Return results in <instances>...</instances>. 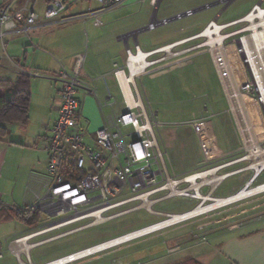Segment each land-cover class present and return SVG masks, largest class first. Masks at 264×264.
Masks as SVG:
<instances>
[{"label": "rangeland", "instance_id": "rangeland-1", "mask_svg": "<svg viewBox=\"0 0 264 264\" xmlns=\"http://www.w3.org/2000/svg\"><path fill=\"white\" fill-rule=\"evenodd\" d=\"M195 1L204 0H171L170 2L175 5V8H181L183 5ZM211 1L213 0H205L204 2ZM258 2L264 6V0L235 1L217 18V23L223 25L233 20L244 18ZM91 4L95 5L94 2ZM217 9L216 7L210 11L199 12L195 14V17H189L181 25L183 30L180 29L179 32L173 33V38H179L178 40H180L199 34L210 21H213L215 17L213 14L217 12ZM109 13L108 17L113 16L116 14V10ZM195 22L201 23L195 24ZM248 26L249 23L247 21H241L224 28L222 33L237 32L226 39L224 45L235 78L243 93L244 103L252 126L255 128L254 131L259 142L264 146L263 105L259 100L249 68L246 63H243L242 53L238 52V40L250 34ZM204 41L203 37H199L175 46L172 48V52L176 55L169 58L166 57L167 53L164 51L153 54L147 60L149 62H157L148 67L146 73L136 80V85L147 109L154 114L157 121L161 122L156 130L157 137L164 151L167 168L175 179L210 170L217 166L220 167L245 156V151L240 143L211 64L207 47L182 52ZM140 45L143 49L146 48L142 43ZM131 46L133 47V45ZM121 51H124L123 48ZM119 59L121 60V56ZM123 73L125 75L127 73L126 66ZM247 84H249V88L246 89L244 87ZM113 87V91L117 93L116 88ZM39 93L37 88L33 94L34 102H36ZM122 94L125 99L132 103L128 90H123ZM100 111L102 114H109L108 109L100 108ZM36 123L37 121L32 118L29 126L33 128ZM126 131L128 135H131L129 127L126 128ZM250 163V160H243L219 168L216 171L217 174L236 173L218 186L219 188L215 190L213 197L226 196L223 189L227 187L235 190L247 183L264 181V168H262L264 164L252 169L255 171L263 170L261 172H252L251 169L243 170ZM29 165V156L26 153L17 151V153H8L6 155L5 164L0 167V193H2L1 201L4 204H13L15 207L23 205V195L29 192L27 189L28 176L31 170ZM187 187L188 184L180 186V188ZM208 189L209 186H204L202 193H207ZM198 203L199 200L194 193L189 192L179 196L176 200H168L157 206V208L169 214H181L192 209ZM134 204H127L120 209H127ZM263 216L264 192L229 206L205 212L192 219L132 239L69 264H102L103 260L101 257L108 256V252H115L119 248L127 247L150 236L167 231L175 234L174 246L181 245L185 247L199 244L206 242L207 235L226 225L232 223L250 224V222H256L253 220H259ZM53 221L55 220H45V217H43L38 224L28 227L27 235L46 229L48 224ZM90 221L82 220L48 231L30 239L28 243H35L69 232L74 228L87 225ZM161 221L162 218L150 216L145 211H136L100 225L75 231L72 234L36 247L29 254L30 259L34 264H39L41 261L43 262L41 264H44ZM251 226L254 225L251 224ZM161 238L165 239L164 237ZM61 254L64 255L59 256ZM22 259L25 260L24 257Z\"/></svg>", "mask_w": 264, "mask_h": 264}, {"label": "crops", "instance_id": "crops-1", "mask_svg": "<svg viewBox=\"0 0 264 264\" xmlns=\"http://www.w3.org/2000/svg\"><path fill=\"white\" fill-rule=\"evenodd\" d=\"M170 1L124 0L122 6L116 9V14L108 17L109 12L103 13L101 25H97L91 18L64 24L59 23L58 19H45L43 16L44 0H0V6L4 2H12L10 13L20 10L27 3L28 6L41 14L40 20L26 34L19 32L2 33L0 27V95H4L22 78L26 79L30 90L28 120L24 124H6L4 126L5 132L0 134V167L5 164V157L8 153L19 151L29 156L31 168L27 181L29 192L23 195L22 206L15 207L13 204H4L1 201L2 193H0V203L8 214L5 215L6 218L3 215L0 216V264H20L6 249L9 242L27 236L28 233V227L17 221L15 213L25 205L36 202L44 193L46 152L41 144L50 136L51 128L58 115L61 91V83L57 80L58 72L62 68L71 70L74 65V55L85 51V64L81 69L80 78L90 82V78L95 75L105 76L103 81L96 82L97 96L84 89L78 91L80 100L78 120L84 131L85 141L88 144H93L95 132L109 120V114L101 113L99 100L104 97V86H113V78L110 73L114 67L126 65L125 50L133 48L137 44L142 51L150 52L167 45L178 44L183 41V43L188 42L190 40L186 39L194 36L178 40L179 38H173V33L179 32L180 29L183 30L181 25L189 17H195L197 13L154 27L138 34L135 38L123 37L128 32L146 26L151 21L154 11L156 20H162L205 3V0L195 1L183 5L181 8H175V5ZM91 3L93 2L82 0L79 4L72 6L65 13V16L82 14L88 8L97 9L99 7L97 3L94 6ZM212 9L215 8L207 11ZM110 12H115V10ZM213 15L218 18L220 13L217 11ZM23 18L24 14L21 13L20 19L16 20L18 28L22 26ZM199 23L201 22H195V24ZM140 43L146 48L143 49ZM122 48L123 52L121 51ZM120 56L121 60L119 59ZM144 73L146 71L138 75L135 82ZM117 81L121 93L123 90H128L130 93L132 87L128 82L127 73L125 75L121 70L117 75ZM37 88L38 93L39 90L41 91L37 95L36 102H34L33 94ZM139 96L144 105L140 92ZM32 118L37 121L33 128L29 126ZM235 130L237 132L236 127ZM238 137L242 145L239 134ZM252 169V172L263 171ZM261 184H264V181L247 183L235 190L231 187L224 189L220 187L223 189L224 195L226 194L224 197H228ZM231 190L233 191L231 192ZM255 195L257 194L249 197ZM253 221L256 222L226 225L207 235L206 242L185 247L174 246V232L167 231L155 234L127 247L119 248L115 252H108V256L101 257L102 264H264V216ZM160 237L165 239L161 238V240ZM33 249L29 250V254ZM62 255L64 254L59 256ZM41 263L43 262L41 261Z\"/></svg>", "mask_w": 264, "mask_h": 264}, {"label": "built area", "instance_id": "built-area-1", "mask_svg": "<svg viewBox=\"0 0 264 264\" xmlns=\"http://www.w3.org/2000/svg\"><path fill=\"white\" fill-rule=\"evenodd\" d=\"M80 1L82 0H44L43 16L48 20L58 19L62 24L91 18L95 24L101 25L102 14L120 8L124 2V0H87L97 3L99 7L88 8L82 14L65 16V13ZM258 5L264 10L262 3ZM11 6L12 2H4L0 6L2 33L26 34L41 18V14L27 3L20 10L12 13H10ZM255 7L257 4L245 17L254 13ZM21 13L24 14V20L22 26L18 28L16 20L20 19ZM242 19L223 25L229 27L241 22ZM236 33L227 34L224 41ZM140 50L137 44L133 48H127L125 50L127 59ZM157 50L159 49L146 52L149 54L147 58L157 53ZM238 52L241 54L240 48ZM85 58V51L76 53L72 69L62 68L58 72L57 80L61 83L58 115L50 136L41 144L46 152L44 193L36 202L25 207L37 209L45 220H55L48 224L46 229L30 234L34 237L82 220L91 221L69 232L31 243L37 244L35 247L89 228L95 220H101L97 224L100 225L136 211L142 210L150 216L166 220L173 214L166 213L157 206L178 198L172 196V189H186L180 188L183 184L178 183L185 177L175 179L167 168L164 151L156 132L161 122L155 119L145 103L144 107L137 100L128 107L119 90L117 75L126 65L115 66L110 73L117 93L113 91V86L105 85L104 97L99 100V107L109 110V120L95 132L93 144L85 141V134L78 120L80 106L78 91L84 89L97 96L96 82L105 79L103 75L91 77L90 82L80 78ZM243 63H246L244 58ZM244 88H249V84ZM128 127L131 129V135L126 131ZM131 203L135 204L127 209H120ZM19 239L21 238L9 242L7 250L18 263L34 264L20 252L21 244L17 243ZM11 245H14L17 255ZM23 257L25 260L22 259ZM68 259L61 262V258H58L57 261L58 264H69L80 260L73 259L70 254ZM44 264H53V261Z\"/></svg>", "mask_w": 264, "mask_h": 264}, {"label": "bare ground", "instance_id": "bare-ground-1", "mask_svg": "<svg viewBox=\"0 0 264 264\" xmlns=\"http://www.w3.org/2000/svg\"><path fill=\"white\" fill-rule=\"evenodd\" d=\"M264 10L257 4L255 7V12L244 17L242 21H247L249 23L248 30H250V34L241 37L239 41V48L242 53L243 58L246 61V64L251 73L256 92L258 94L259 100L263 105L264 110ZM228 27V25H221L216 23L215 21H210L199 35L189 38L187 40H192L195 38L203 37L205 41L197 46H194L190 49L183 50L182 52H188L189 50L197 49L200 47H207V52L209 58L212 62L213 68L217 75L218 83L220 84L221 91L225 97L226 104L228 107V111L232 117V120L235 124L237 132L242 141L243 150L245 151V156L237 161L241 160H250L251 163L244 168L243 170L255 168L264 164V146L261 145L259 139L254 131L252 126V122L250 120L249 114L246 109V105L243 99V93L238 85V82L235 78L234 72L232 70L230 61L228 59L224 39L228 36L227 34L222 33L224 28ZM184 42V41H183ZM180 42L178 44H181ZM172 44L162 47L157 50L164 51L167 53L166 57H172L176 54L172 52V48L175 45ZM181 52V53H182ZM149 54L146 51L140 50L137 54L133 53L129 56L126 61L127 68V77L132 90L130 91V96L132 98V103L125 99L128 107H131L135 102H138L143 105V102L139 96V92L137 89V85L135 82V78L141 73L145 72L148 67H150L155 62H149L147 60V56ZM121 91V90H120ZM137 97V99H136ZM227 163L220 167H216L210 170L193 173L189 176H186L182 181H179V184H188V187L183 189H172V196L179 197L187 192H193L195 196L198 198L199 203L195 205L192 209L181 213V214H173L169 216L166 220H162L161 222L155 223L148 227H144L142 229L129 232L125 235L107 240L103 243L97 244L95 246L84 249L83 251H78L76 253L70 254L73 256V259H82L87 256L94 255L103 250H107L111 247L120 245L132 239L144 236L148 233H152L159 229H163L165 227L177 224L179 222L194 218L199 216L205 212L215 210L219 207L225 206L229 203L241 200L243 198L249 197L254 194H258L264 191V184L259 186L247 189L245 191L236 193L234 195L219 198L213 197L214 190L230 175L236 172H228L224 174H217L216 171L226 165L231 163ZM204 186H209L207 193H202V188ZM101 220H95L93 225H97ZM36 236V235H35ZM32 235L22 237L17 241V243L21 244L20 252L26 256V258L30 259L29 250L34 248L37 244H29L28 240L31 239ZM16 244V243H14ZM14 245H11L13 252L15 255L18 254L17 251L14 250ZM68 256L61 257V262L68 261ZM59 261L53 260V264H58Z\"/></svg>", "mask_w": 264, "mask_h": 264}, {"label": "trees", "instance_id": "trees-1", "mask_svg": "<svg viewBox=\"0 0 264 264\" xmlns=\"http://www.w3.org/2000/svg\"><path fill=\"white\" fill-rule=\"evenodd\" d=\"M30 103V90L25 78L0 95V134L5 132V125L11 123H25L28 120ZM0 203V216L8 215ZM41 214L37 209L27 206L17 210L15 218L18 222L31 227L38 224ZM6 218V217H5Z\"/></svg>", "mask_w": 264, "mask_h": 264}, {"label": "water", "instance_id": "water-1", "mask_svg": "<svg viewBox=\"0 0 264 264\" xmlns=\"http://www.w3.org/2000/svg\"><path fill=\"white\" fill-rule=\"evenodd\" d=\"M234 1L235 0H215V1L209 2L207 4H204V5L198 6L196 8H193L191 10H188L186 12H183V13H180V14H176L174 16H171V17H168V18H165V19H162V20H156L155 11H154L151 21L146 26L138 28V29L133 30L131 32H128V33L124 34L123 37L124 38H128V37L135 38V37H137L138 34H140L142 32H145L147 30H150L151 27H157V26H160V25H163V24H167V23H170L172 21L178 20L179 18H183V17H185L188 14L197 13V12L203 11V10H205L207 8L218 6L220 4H224V9H225L226 7H228ZM258 3L260 4V2H258ZM216 20H217V18H215L214 21L216 22ZM197 35H199V34H196L195 36H197Z\"/></svg>", "mask_w": 264, "mask_h": 264}, {"label": "flooded vegetation", "instance_id": "flooded-vegetation-1", "mask_svg": "<svg viewBox=\"0 0 264 264\" xmlns=\"http://www.w3.org/2000/svg\"><path fill=\"white\" fill-rule=\"evenodd\" d=\"M213 1H215V0H213ZM235 1H237V0H235ZM234 1V2H235ZM212 2V1H211ZM233 2V3H234ZM207 3H209V2H207ZM207 3H203V4H201V5H204V4H207ZM233 3H231L228 7H226L225 9H224V4H220V5H218V6H215V7H211V8H218L217 9V11H219V13H220V15L221 14H223ZM201 5H199V6H201ZM198 7V6H197ZM211 8H207V9H205V10H203V11H206V10H208V9H211ZM203 11H200V12H203ZM198 13V12H197ZM188 15H191V14H188ZM216 23H217V20H216ZM189 39V38H188ZM187 40V39H186ZM191 40V39H190ZM187 50V49H186Z\"/></svg>", "mask_w": 264, "mask_h": 264}]
</instances>
